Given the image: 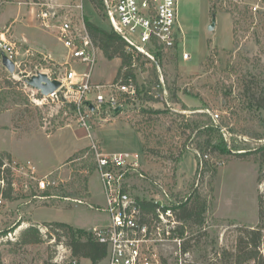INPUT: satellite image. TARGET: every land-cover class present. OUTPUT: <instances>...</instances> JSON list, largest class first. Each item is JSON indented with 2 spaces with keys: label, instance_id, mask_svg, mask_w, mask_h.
Here are the masks:
<instances>
[{
  "label": "rangeland",
  "instance_id": "rangeland-1",
  "mask_svg": "<svg viewBox=\"0 0 264 264\" xmlns=\"http://www.w3.org/2000/svg\"><path fill=\"white\" fill-rule=\"evenodd\" d=\"M75 4L83 6L81 10L73 9L75 22L89 20L107 31L113 30L104 10H98L89 0H0V31L6 33L7 39L17 42L22 61L11 74L0 56V84L6 80L13 84L5 91L9 92L7 101L0 100V153L11 150L19 164L30 161L36 167L34 175H22L11 169L15 199L0 203L3 264H71L67 239L59 242L56 237L46 236L43 223H66L94 234V229L111 224V217L104 210L106 197L100 171L97 169L89 176L83 169L91 144L90 133L107 154L129 152L135 158L139 156V168L125 171L123 179L133 200H158L168 208L186 201L196 190L207 198L203 225L188 226L184 235L185 240L194 238L189 255L181 258L176 244L163 248L161 254L165 264L186 261L218 264L216 259L223 249L235 248L238 228L254 229L259 225V197L264 201V164L259 154H250L244 161L234 155H208L203 159L208 163V171L203 174V166L198 169L197 137H190V130L183 135L184 129L172 128L173 133L168 129L172 122L184 127L187 119L207 121L215 114L220 115L216 122L221 123L226 116L232 118L228 109L231 101L237 114L230 126L223 129L229 148L242 153L264 147V110L251 105L244 108L235 101L242 97L243 83L253 82V76L264 78V17L255 13L254 23L244 24L235 35L233 12L237 5L238 9L244 7L239 0L217 2L216 7L223 11L214 15L211 0H179L178 27L182 34L178 54L164 53L162 102L146 103L138 94L134 98L118 94L124 100L117 114L106 107L94 112L83 110L88 129L69 103L61 99L42 101V94L27 84L28 78L37 72L49 68L58 72L60 63L68 59V50L58 36L64 12L50 20V28H45L39 18L41 11L50 6L61 10L59 6ZM213 16H216L215 29L209 30ZM25 49L34 55H26ZM184 52L191 55L189 61L183 60ZM44 56L55 62H46ZM120 65L119 59L108 61L100 50L93 83L114 85ZM151 66H139L135 71L134 83L143 91L149 77L146 69ZM71 67L77 71L86 68L74 60ZM173 92L178 100L173 98ZM104 93L108 94V90L104 89ZM94 94L90 96L93 102ZM227 94H232L231 99ZM200 113L203 117L197 116ZM135 128H141V133ZM231 130L233 134L229 133ZM144 145L149 151L161 146V152L171 157L148 155ZM79 152L83 153L80 157L75 155ZM181 152L183 159L179 161ZM44 176H49L52 185L40 191L38 183ZM85 178H88L87 189ZM32 225L42 232L43 243L22 245L21 233ZM107 262L105 259L100 264ZM79 264L93 263L84 259Z\"/></svg>",
  "mask_w": 264,
  "mask_h": 264
},
{
  "label": "built area",
  "instance_id": "built-area-1",
  "mask_svg": "<svg viewBox=\"0 0 264 264\" xmlns=\"http://www.w3.org/2000/svg\"><path fill=\"white\" fill-rule=\"evenodd\" d=\"M250 1L252 0H239L254 14L264 12V0H254L253 3ZM102 2L112 29L127 41L129 51L141 53L153 62H156L154 56L156 50H162L163 53L176 51L178 54L182 34V30L178 27L179 0H102ZM54 8L50 6L47 10H42L39 18L45 28H50L52 26L50 20H54L58 14L64 12L60 18L61 24L58 25V36L68 50V61L65 64L60 63L58 72L49 68L50 70L37 72L32 76L45 73L51 80H59L61 87L48 96L42 95V101L61 99L64 103L74 104L82 125L89 129L83 114L84 109L94 112L97 108L106 107L113 113L115 109L123 107L121 101L124 99L118 94L124 95V98H134L137 88L133 77L121 78L114 85L94 84L93 72L100 49L91 39L84 20L79 23L72 18L73 9L81 10L83 6L75 4L59 6L61 10ZM110 16L114 19L115 28L112 26ZM25 53L34 55L30 49H25ZM3 55L14 62L16 69L22 65L21 50L17 42L7 39L6 33L0 31L1 58ZM44 59L46 62H55L50 57L44 56ZM190 59L191 55L184 52L183 60ZM72 60L85 65V70L77 71L72 68ZM61 67H65V70L61 71ZM104 89L108 90V94L104 93ZM93 93H95L94 102L90 98ZM213 118L217 121L220 115L215 114ZM89 137L91 139L89 147L98 164L106 197L104 210L112 221L108 227L95 230V240L108 247L107 264H165L161 251L173 244L178 246V254L181 258L187 257L189 253L185 256L181 254L184 239L177 235V228L181 223L177 221L173 209L165 208L156 200L154 203L159 205L156 215L148 217V221H143L140 203L133 200L130 191L125 189L123 184L125 171L130 169L136 171L139 168V156L135 158L129 152L105 154L91 133ZM7 167L22 175L36 173V167L30 161L21 165L16 160L9 162L6 160L3 168ZM44 177L38 183L40 191H45L52 185L49 176ZM71 264H79V262L72 259Z\"/></svg>",
  "mask_w": 264,
  "mask_h": 264
},
{
  "label": "trees",
  "instance_id": "trees-1",
  "mask_svg": "<svg viewBox=\"0 0 264 264\" xmlns=\"http://www.w3.org/2000/svg\"><path fill=\"white\" fill-rule=\"evenodd\" d=\"M95 8L98 10H104V5L102 0H89ZM221 0H211L212 4V14L216 12L223 11L216 7L217 2ZM239 6H235L234 10V29L233 32L237 35L240 28L243 25L253 24L254 13L249 9L248 6H244L242 9H238ZM261 16L264 17V12H260ZM88 32L91 39L96 44V46L102 51L103 56L108 61H113L119 59L121 61L120 68L116 75V82L121 78L126 79L127 77H133L136 80L135 71L139 66H145L147 64H152L150 68L146 71L149 72V77L145 80L144 91L141 90L140 86L136 83L138 97L145 101L146 103H159L162 102L160 96L164 93L165 85L161 82L160 72L158 66L162 67V61L164 59V53L162 50H156L154 56L156 62L151 61L146 56L141 53H136L128 50L127 41L116 31H107L106 29L92 24L89 20L85 21ZM237 48V47H236ZM145 70V69H144ZM253 82L243 83V94L241 98H237V104L243 105L244 108H249L248 105L255 107L259 110H264V78L261 76L257 78L253 76ZM13 84L10 80H6L4 84H0V100L3 98L7 101V95L9 92H5L11 89ZM169 89V86H166ZM173 98L177 99L176 92L172 93ZM232 94H227V98ZM233 103V102H232ZM228 109H231L232 118L237 114L234 106L229 101ZM70 107L74 112L77 113V107L74 104H70ZM233 109V110H232ZM245 110V109H243ZM1 111V109H0ZM160 113V112H157ZM143 114H149V112H143ZM198 117H203L200 113ZM213 117V116H212ZM185 118V117H183ZM232 118L226 116L223 118L221 123H217L214 118H208L207 121L199 118L197 120L187 119L184 127L179 126L176 122H172L169 133H173L172 128L177 131L183 130L181 132L183 135H187V131L190 130L192 134L190 137H197V156L198 159V169L203 166L202 173L205 174L208 171V163L203 160L205 156H216L221 157L224 155H234L236 158L244 161L250 154H259L262 163L264 164V147L255 152H233L229 148V142L226 138L223 129L230 126L232 123ZM174 124V125H173ZM176 124L178 126H176ZM176 126V127H175ZM180 129V130H179ZM137 133H141V128H135ZM234 133V130L229 132ZM159 146V145H157ZM161 146L149 151L144 145V150L148 155H158V157L163 156L168 158L171 156L165 155L164 152L160 150ZM158 149V151H157ZM157 151V152H156ZM83 153H76L79 156ZM179 161L183 159L182 152L177 157ZM11 161L12 156L10 154L0 153V201H14V175L9 167L3 168L5 161ZM83 164V169L87 171V175L92 176L98 169V164L95 160L94 154L91 152L90 147L88 148L87 159H85ZM246 161V160H245ZM199 172V170H198ZM84 186L88 188V178L84 180ZM141 213L143 221H148V217L156 215L158 204L152 201H140ZM207 198H203L200 193L196 192L191 195L186 201H182L180 204H175L171 208L174 211L175 217L181 224L177 228V235L184 239V235L189 226H201L204 223V216L207 212ZM264 201L262 196L259 197V217L260 222L256 228L240 227L238 228L239 234L236 241V246L234 249H223L221 254H218V264H264ZM44 227L47 228L46 236L56 237L59 242L62 239H67V248L71 251L72 259L78 262L84 259L90 260L93 264H100L108 256V247L105 244H101L95 240L94 233H87L83 229L76 228L70 224L66 223H43ZM11 233V232H10ZM87 236L83 238L82 235ZM1 235V234H0ZM184 239L182 244L181 254L185 256L190 253L193 249L194 244L192 240ZM20 243L22 245H38L43 243V234L36 225L29 226L26 228L20 237ZM0 264H3L2 254L0 252ZM184 264H197L186 261Z\"/></svg>",
  "mask_w": 264,
  "mask_h": 264
},
{
  "label": "water",
  "instance_id": "water-1",
  "mask_svg": "<svg viewBox=\"0 0 264 264\" xmlns=\"http://www.w3.org/2000/svg\"><path fill=\"white\" fill-rule=\"evenodd\" d=\"M110 18H111L112 26L113 28H115L114 19L111 16ZM215 20H216V16H213V21L209 27V30L215 29V23H216ZM2 64L11 74H14L16 72V67L14 62L11 61L6 55H3L2 57ZM158 68L160 72L161 82L164 84L162 69L160 66H158ZM27 84L29 87L39 91L43 96H48L51 93L57 91L61 87V82L59 80H51L49 76L45 73H39L35 76H32L31 78H28ZM120 111H121V107L115 109L113 112L117 114Z\"/></svg>",
  "mask_w": 264,
  "mask_h": 264
},
{
  "label": "crops",
  "instance_id": "crops-1",
  "mask_svg": "<svg viewBox=\"0 0 264 264\" xmlns=\"http://www.w3.org/2000/svg\"><path fill=\"white\" fill-rule=\"evenodd\" d=\"M67 61H68V59L66 60V62H67ZM66 62H65V63H66ZM65 63H64V64H65ZM6 151H7L8 154H10V155L12 156V159H13V160H17L16 157H15V155H14V153H13V151H11V150H6ZM102 151H103V150H102ZM103 153H105V152L103 151ZM105 154H107V153H105ZM108 155H109V154H108ZM98 229H101V228H98ZM94 230H97V229H94Z\"/></svg>",
  "mask_w": 264,
  "mask_h": 264
}]
</instances>
